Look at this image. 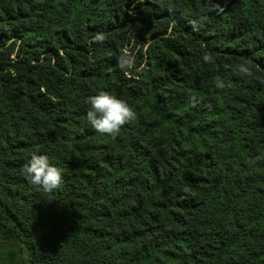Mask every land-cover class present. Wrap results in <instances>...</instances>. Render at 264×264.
Segmentation results:
<instances>
[{"label": "trees", "instance_id": "obj_1", "mask_svg": "<svg viewBox=\"0 0 264 264\" xmlns=\"http://www.w3.org/2000/svg\"><path fill=\"white\" fill-rule=\"evenodd\" d=\"M0 264H264V0H0Z\"/></svg>", "mask_w": 264, "mask_h": 264}, {"label": "clouds", "instance_id": "obj_2", "mask_svg": "<svg viewBox=\"0 0 264 264\" xmlns=\"http://www.w3.org/2000/svg\"><path fill=\"white\" fill-rule=\"evenodd\" d=\"M104 39V34L98 33L93 37V42L102 43ZM208 59V56L204 57L206 62ZM131 64L130 57H120L121 67H131ZM235 67L240 75H253L251 68L244 64H237ZM215 81L217 88L226 86L220 77H216ZM85 103L90 105L87 111V121L101 136L108 135L115 138L123 126L135 119L134 109L125 100L105 90H100L97 94L87 97ZM21 173L31 186L45 192L51 193L63 184L62 170L53 165L49 157L44 154L32 153L30 160L22 166Z\"/></svg>", "mask_w": 264, "mask_h": 264}]
</instances>
